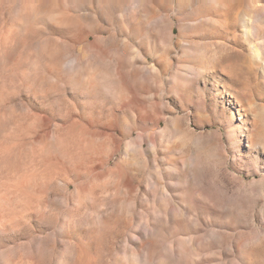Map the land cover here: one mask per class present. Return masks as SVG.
Returning a JSON list of instances; mask_svg holds the SVG:
<instances>
[{"label": "rangeland", "instance_id": "rangeland-1", "mask_svg": "<svg viewBox=\"0 0 264 264\" xmlns=\"http://www.w3.org/2000/svg\"><path fill=\"white\" fill-rule=\"evenodd\" d=\"M0 0V264H264V0Z\"/></svg>", "mask_w": 264, "mask_h": 264}, {"label": "bare ground", "instance_id": "bare-ground-1", "mask_svg": "<svg viewBox=\"0 0 264 264\" xmlns=\"http://www.w3.org/2000/svg\"><path fill=\"white\" fill-rule=\"evenodd\" d=\"M25 1V0H24ZM24 1L23 3L20 4L19 6V9L17 11V14H16V20L21 22V23H24V22H27L28 20H30L33 16L34 13H36L40 7V6H37V7H34L30 10H28L27 8L24 7ZM2 12L0 13V23L2 22ZM11 37V42L9 43V45L5 48V50H0V63H4L7 58H8V55H10L9 53L13 51L14 47H15V38H16V35H15V38H13L12 36Z\"/></svg>", "mask_w": 264, "mask_h": 264}]
</instances>
